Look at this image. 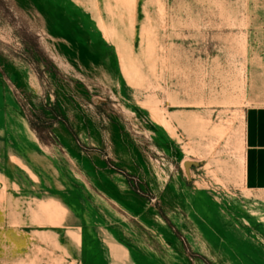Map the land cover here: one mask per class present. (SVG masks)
<instances>
[{
    "label": "rangeland",
    "instance_id": "1",
    "mask_svg": "<svg viewBox=\"0 0 264 264\" xmlns=\"http://www.w3.org/2000/svg\"><path fill=\"white\" fill-rule=\"evenodd\" d=\"M256 109L264 0H0V264H264Z\"/></svg>",
    "mask_w": 264,
    "mask_h": 264
},
{
    "label": "crops",
    "instance_id": "2",
    "mask_svg": "<svg viewBox=\"0 0 264 264\" xmlns=\"http://www.w3.org/2000/svg\"><path fill=\"white\" fill-rule=\"evenodd\" d=\"M248 123L247 182L264 191V109L251 112Z\"/></svg>",
    "mask_w": 264,
    "mask_h": 264
}]
</instances>
